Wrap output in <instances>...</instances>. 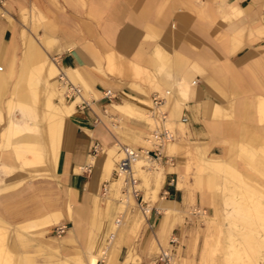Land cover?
I'll return each instance as SVG.
<instances>
[{"label":"crops","instance_id":"crops-1","mask_svg":"<svg viewBox=\"0 0 264 264\" xmlns=\"http://www.w3.org/2000/svg\"><path fill=\"white\" fill-rule=\"evenodd\" d=\"M4 1L0 107L11 98L28 104L31 77L44 74L43 64L50 83L59 71L79 83L81 93L68 102L62 96L70 106L51 98L57 107L50 119L39 111L42 162L19 169L11 151L0 150V159L15 168L0 191V226L63 216L58 222L66 225L65 251L80 253L88 264L117 209L113 196L100 198V186L109 171L111 178L119 144L140 146L148 123L137 115L139 107L150 114L149 97L157 93L164 97V124L174 140L157 158L159 186L141 187L149 208L138 204L125 216L123 228L111 236L106 264H149L170 235L179 241L176 259L191 257L209 205L192 167L204 162L207 171H226L224 162H236L239 144L264 140V111L261 116L257 109L264 100V0ZM114 104L130 112L120 113ZM104 112L122 118L125 128L109 127L101 120ZM132 113L137 117L127 116ZM93 141L101 150L88 164Z\"/></svg>","mask_w":264,"mask_h":264},{"label":"rangeland","instance_id":"rangeland-1","mask_svg":"<svg viewBox=\"0 0 264 264\" xmlns=\"http://www.w3.org/2000/svg\"><path fill=\"white\" fill-rule=\"evenodd\" d=\"M53 62L55 63V60ZM42 71L44 74H35L31 77L34 97L28 104L26 102H17L16 99L11 98L0 107V150L9 149L13 154L14 160L20 164L19 169H25L42 162L43 156L37 147L38 143L41 144L40 127L42 125L38 126L40 121L38 117L39 111L42 110L41 116L43 119H45V112L47 115L46 119L53 117V110L57 106L53 105L51 98L55 97L59 99V105L70 106L66 105L62 98L64 89L58 91L57 88L56 76L59 75V72L53 77L54 82L50 83L52 77H48L49 72L45 68V64H43ZM2 79L4 80L3 77ZM77 84L80 85L79 83ZM3 86L4 84L0 83V90L4 88ZM47 89L49 90L48 97L46 103L44 100L42 106L41 103L45 98ZM139 109L140 113L137 115L143 116L148 123L145 124L147 132L140 141L141 144L138 149L131 147L129 143H120V146H118L120 153H122V146H128L137 151L151 148L150 144L153 141L151 133L155 123L150 116L151 114H148V112L142 113L143 111L140 107ZM263 111L258 110L261 116ZM107 112H104L105 116L101 117L103 122L112 129H116V127H118V130L125 128L122 118ZM137 115L131 114L127 116L137 117ZM262 117L264 118V116ZM11 125L13 126L12 129L15 128V130H10ZM37 131V136L25 135L26 133L37 134ZM253 140H255L254 137L251 141ZM40 147L42 146L40 145ZM161 151L162 146L160 147L159 156H161ZM36 154L40 156L38 160L35 157ZM28 157L31 158L28 159ZM119 158L120 154L116 155V159ZM2 159H0V191L6 189L4 181H7V178L13 174L15 169L12 165H7ZM32 159L35 162H31ZM24 161L27 163H23ZM136 161L139 162V168L131 173L136 180L135 187L138 189L137 199H134L135 203H127L128 199L125 201L122 198L121 185L123 179L117 188L108 185L109 182H106L107 192L105 194H100L99 192L100 198L104 201L113 196V200L117 204V209L113 216L114 219L112 218L111 222L112 229L108 232L106 238L115 230V217L121 214L120 220L122 224L117 229V232H119L125 224V216L132 212L136 205L142 204V207H148L141 199V187L150 183L155 186V175L157 172L163 176L157 159H153L151 156L148 159L143 154H139V158ZM3 167L7 169L5 173L3 172ZM224 167L227 168L226 171L220 172L207 171L204 168V162L192 167L197 179L198 189L207 194L209 205L204 216L198 221L201 227V235L196 250L192 252L191 257L176 259V264H264V140L258 146L239 144L236 162L234 164L224 162ZM188 171L191 172V168H188ZM210 172L215 174V176H209ZM34 175L36 173L29 174V176ZM150 177L152 178L151 180H149ZM111 179L110 181L114 182L119 180L120 177L117 179L111 175ZM147 193H144L143 200H146ZM147 211L145 212L146 214L148 213ZM61 219H63V216L55 214L52 219H47L46 223L36 224L31 222L14 229L11 226L2 224L3 226H0V228L4 234V240L0 241V264H76V261L82 260L80 253H67L65 251L66 247L61 242L62 238L59 239L54 235L52 236L55 238H52L46 234L48 227L50 228L52 225L59 223L58 221ZM111 242L113 241H111L110 237L108 248ZM102 245L97 254L90 255L88 260L90 257L100 254ZM166 246L167 240H165L161 248ZM6 252H9L11 257H6L5 259L4 253ZM155 258L156 255L149 264H157Z\"/></svg>","mask_w":264,"mask_h":264},{"label":"built area","instance_id":"built-area-1","mask_svg":"<svg viewBox=\"0 0 264 264\" xmlns=\"http://www.w3.org/2000/svg\"><path fill=\"white\" fill-rule=\"evenodd\" d=\"M5 1L0 0V15L3 12V6ZM1 70V66H0ZM56 79L58 83H61L63 85V97L65 101L73 100L76 97L79 98L81 93V86L78 84H74L70 81H67L63 79L60 75L56 76ZM105 96H108V92L104 93ZM164 97L157 94V93H151L149 97V111L151 114V117L155 123L154 129L152 130L151 136H152V143L150 149H146L144 151L145 156L152 157L153 159L159 158L160 153V147L166 143L169 139H172L174 137V132L167 128L164 124L166 119V111L161 107L163 103ZM79 104L83 105L84 100H79ZM180 122L184 123L187 121L186 117L182 115L180 117ZM101 150L100 145L97 141H93L89 147L88 153L90 155H96ZM122 156L115 162L112 175L116 178L120 173L126 172L129 169L130 163L132 159L135 157V152L132 149H128L127 146L121 147ZM136 186V180L132 177V174L130 172L126 173V176L122 182L121 185V192L122 195L129 194L134 197V199H137L138 196V189ZM106 182H103L100 186V194H104L107 190ZM145 207H141V210L143 211ZM121 218V214L118 217H115V223H119ZM66 231V225L62 223L54 224L50 227V233L54 235L55 237H58ZM112 236L110 233L109 237L105 239L104 244L102 245L101 250H104V247L108 245L109 238ZM179 241L178 238L175 235H170L167 239V246L164 248H160L159 251L156 254L155 262L157 264H176V250L178 248ZM104 255L103 251L102 254H100L95 264H104Z\"/></svg>","mask_w":264,"mask_h":264},{"label":"bare ground","instance_id":"bare-ground-1","mask_svg":"<svg viewBox=\"0 0 264 264\" xmlns=\"http://www.w3.org/2000/svg\"><path fill=\"white\" fill-rule=\"evenodd\" d=\"M4 15V11L1 13V15L0 16H3ZM1 66V70H0V74L1 73H3V67L4 66H2V65H0ZM59 72V71H58ZM68 73V72H67ZM60 74V73H59ZM66 74V73H65ZM60 76L63 78V79H65L66 80V78H65V75L63 74V73H61L60 74ZM67 77V76H66ZM71 78V77H70ZM74 79V78H73ZM67 81H69V80H67ZM75 82V81H74ZM256 104V103H255ZM132 106V105H131ZM113 107V106H112ZM257 109L258 110H262V109H264V100H259V102H258V105H257ZM114 108L118 111V112H120V113H124V112H130V109H129V107H127V106H125V105H115L114 104ZM70 110V109H69ZM256 110V109H255ZM137 111V110H136ZM63 112V111H62ZM116 112V111H115ZM133 114V113H132ZM165 122H167V116H166V119H165ZM164 122V123H165ZM16 127V126H15ZM12 128H13V126H12ZM12 130H15V128L14 129H12ZM13 132V131H12ZM174 140V137L172 138V139H169L166 143H164L163 145H162V147H164V146H167V145H170L171 143H172V141ZM167 144V145H166ZM20 148H21V146H20ZM28 148V147H27ZM26 148V149H27ZM34 148V147H33ZM127 148L128 149H132L131 147H128L127 146ZM35 150L36 151H38L36 148H35ZM132 150H134V149H132ZM23 151V150H22ZM26 151V150H25ZM144 151L145 150H140V151H137V150H134V152H135V157L132 159V161H131V163H130V166H129V169L126 171V172H123V173H120L119 175H118V177H117V179H119V177H120V179L119 180H113L114 182H112V181H110V171H109V173L107 174V181L109 182V184L111 185V186H113V187H115V188H117V187H119L120 185V182H121V180L123 179L124 180V178H125V176H126V173L127 172H130V173H132L133 172V170H136V169H138L139 168V162L138 161H136V159L137 158H139V154H143L144 156H145V153H144ZM27 152V151H26ZM30 153H33V152H30ZM30 153H28V154H30ZM15 154V153H14ZM23 156V155H22ZM122 156V153H120V157ZM35 157H36V159L38 160V158L40 157L39 156V154H36L35 155ZM94 155H89L88 156V161H87V163L88 164H91L92 162H93V160H94ZM146 158H148L147 156H145ZM20 158V157H19ZM24 158V157H23ZM31 158V157H30ZM30 158H28V159H30ZM18 159V158H17ZM20 159H22V158H20ZM26 159V158H25ZM41 159V158H40ZM23 160V159H22ZM21 160V161H22ZM36 160V161H37ZM18 161H19V159H18ZM32 161H34L33 159L31 160V162ZM35 162V161H34ZM157 162V161H156ZM23 163H27L26 161H24ZM2 166V165H1ZM22 166V165H21ZM23 167V166H22ZM21 167V168H22ZM4 168V170H3V172L5 173V171L7 170V169H5L6 167H3ZM110 168V167H109ZM85 169V168H84ZM2 170H1V172H2ZM2 172V173H3ZM9 173V172H8ZM123 177V178H122ZM161 178H162V176H161V174L159 173V172H157L156 173V175H155V181H156V184H155V186L156 187H158V184H159V181L161 180ZM112 180V179H111ZM154 181V180H153ZM108 184V185H109ZM148 185L149 184H147L146 186L148 187ZM114 188V189H115ZM120 189V188H119ZM106 192H107V190H106ZM105 192V193H106ZM104 193V194H105ZM128 197H132V198H134L132 195H129V194H125V195H123L122 196V198H124V200L126 201V199L128 198ZM71 210V209H70ZM70 210L68 209V211H69V216H70V220L71 221H73V217H72V215H71V212H70ZM69 218V217H68ZM115 223V222H114ZM121 224H122V222H121V220H120V222L119 223H115V230L111 233V234H114V232H116L117 231V229L121 226ZM2 230L0 229V241H3L4 240V234L1 232ZM66 232V231H65ZM65 232H64V234H65ZM63 234V235H64ZM63 235H60V236H58L57 238H61ZM114 236V235H113ZM103 249V248H102ZM108 250H109V248H108V245L107 246H105L104 247V250H101L100 251V254H102V251H103V254H105L104 255V264H106V260H107V257H108ZM1 253V252H0ZM5 254V256H4V258L6 259V257H11V256H9V252H6V253H4ZM99 254V255H100ZM98 255V256H99ZM98 256H92V257H90V259L88 260V264H95V261H96V259H97V257ZM8 260V259H7ZM77 263L76 264H86L83 260H78V261H76Z\"/></svg>","mask_w":264,"mask_h":264}]
</instances>
